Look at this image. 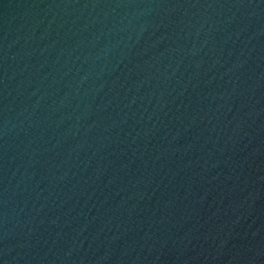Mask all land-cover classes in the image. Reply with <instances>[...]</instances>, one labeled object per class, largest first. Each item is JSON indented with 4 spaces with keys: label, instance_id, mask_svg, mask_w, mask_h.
Instances as JSON below:
<instances>
[{
    "label": "water",
    "instance_id": "obj_1",
    "mask_svg": "<svg viewBox=\"0 0 264 264\" xmlns=\"http://www.w3.org/2000/svg\"><path fill=\"white\" fill-rule=\"evenodd\" d=\"M0 264H264V0H0Z\"/></svg>",
    "mask_w": 264,
    "mask_h": 264
}]
</instances>
